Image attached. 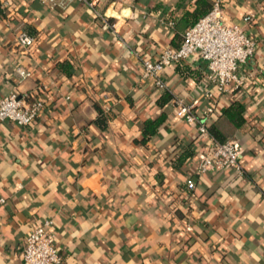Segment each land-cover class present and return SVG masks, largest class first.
<instances>
[{
    "label": "crops",
    "instance_id": "obj_1",
    "mask_svg": "<svg viewBox=\"0 0 264 264\" xmlns=\"http://www.w3.org/2000/svg\"><path fill=\"white\" fill-rule=\"evenodd\" d=\"M198 4L96 0L102 17L79 1L58 9L10 0L6 13L0 9V98L16 90L46 100L32 125L0 120V264H22L28 231L47 217L67 264H264V0H223L226 19L243 25L258 48L254 76L219 96L217 110L243 104V121L212 114L207 122L223 140L239 141L243 174H198L204 140L140 79L142 59L179 45L206 14L183 20ZM20 28L36 35L30 54L14 43ZM183 62L205 70L201 59ZM19 65L31 76L20 81ZM162 77L166 90L203 110L201 78H184L174 65ZM94 104L109 115L104 130ZM159 115L156 132L138 142L144 120ZM184 150L191 152L177 171L173 158ZM187 178L195 182L188 195Z\"/></svg>",
    "mask_w": 264,
    "mask_h": 264
},
{
    "label": "built area",
    "instance_id": "obj_2",
    "mask_svg": "<svg viewBox=\"0 0 264 264\" xmlns=\"http://www.w3.org/2000/svg\"><path fill=\"white\" fill-rule=\"evenodd\" d=\"M50 8L64 9L71 2H83L93 8L97 16L96 0H40ZM10 6V0H0V9L4 13ZM106 24V23H105ZM114 26V24L112 25ZM36 35L20 28L14 38L16 47L30 54L36 44ZM257 39L243 25L226 19L223 0H213L211 9L189 26L182 35L178 46H164L156 58L142 59L140 79L153 83L158 90L168 88L162 74L166 67L177 61L205 62L203 77L199 80L202 97L207 102L203 110H197L196 99L174 96L171 99L173 114L180 120L196 127L204 140L201 150L196 153V171L202 174L209 171L235 169L243 172L241 146L237 139L219 140L208 129V118L218 108L219 96L231 89H240L254 76L249 62L257 53ZM21 81L31 76V71L19 65L14 70ZM211 85V86H210ZM46 107V100L32 92L10 91L0 98V120H9L20 126L32 125ZM185 188L192 191L195 182L185 180ZM4 201L0 198V202ZM22 264H67L59 251L52 217L44 218L32 224L28 231L23 249Z\"/></svg>",
    "mask_w": 264,
    "mask_h": 264
},
{
    "label": "trees",
    "instance_id": "obj_3",
    "mask_svg": "<svg viewBox=\"0 0 264 264\" xmlns=\"http://www.w3.org/2000/svg\"><path fill=\"white\" fill-rule=\"evenodd\" d=\"M199 4L198 7L193 10V12H188L189 14L184 17V21L188 23L191 20H194L198 17V15H201L203 13H206L208 10V0H198ZM178 46V45H177ZM174 65L175 70L184 78L190 77L194 79L195 81H198L200 78H202L204 67L203 65L192 67L191 65L183 62V61H177ZM156 87V86H155ZM157 88V87H156ZM163 93L161 96L158 98V104L163 105L170 101L175 95L168 90L162 91ZM95 108L97 110V117L95 119V124L101 129L104 130L107 126V121L109 118V115L104 111V109L97 105L94 104ZM244 110V106L241 103L238 102H231L228 105L222 106L219 110H215L212 114L214 115H219V116H224L228 118V120L235 125H239L243 121V115L242 111ZM211 114V115H212ZM164 121V116L159 115L155 118H147L144 120V124L142 127V134L143 137L138 140V142L145 143L148 139L149 136L154 134L159 127V125ZM208 129L210 133L216 137L219 140H223V135L218 131L215 126H209ZM191 151L189 150H184L180 154L176 155L173 158V168H176L177 171H180L181 167L183 166V162L185 158L188 156V154ZM238 172V171H237ZM239 174H243V172H238ZM193 191V190H192ZM192 191H187L185 189L186 195L188 193H191Z\"/></svg>",
    "mask_w": 264,
    "mask_h": 264
}]
</instances>
